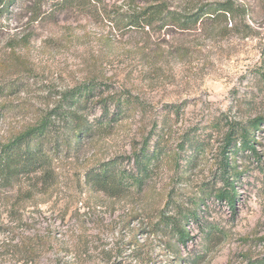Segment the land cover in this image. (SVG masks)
Returning <instances> with one entry per match:
<instances>
[{
  "label": "rangeland",
  "instance_id": "374dc122",
  "mask_svg": "<svg viewBox=\"0 0 264 264\" xmlns=\"http://www.w3.org/2000/svg\"><path fill=\"white\" fill-rule=\"evenodd\" d=\"M33 1L25 0L21 19L7 17L0 24V59L7 62L0 84L18 87L0 101V141L31 126L63 93L87 81L95 84L96 97L130 95L135 104L110 106L109 130L60 155L52 185L28 191L15 215L3 212L1 221L14 225L13 243L35 236L47 243L35 249L31 262L12 257L14 249L7 246L0 264H111L100 252L121 235L126 241L135 229L140 243L149 240L153 256L170 261L176 255L164 253L162 243L172 247L173 238L166 230H151L163 211L169 217L193 214L186 226L191 240L178 246L177 264L263 259L264 123L255 134L260 160L248 159L250 154L241 150L233 153L232 166L241 173L234 211L216 201L213 191L222 186L217 176L222 134L231 124L243 129L255 117L264 121V0H201L233 2L242 14L230 22L147 35L110 32L107 24L66 14L55 25L35 21L29 26ZM198 1L171 0L169 5L184 13L201 5ZM49 5L43 1L40 13ZM26 33L31 34L28 44L20 41ZM86 113L90 123L101 117L99 108ZM162 126L168 128V144L138 194L110 198L85 186L86 171L99 163L119 158L129 168L142 144L152 148ZM180 142H186L183 149ZM30 185L24 182L19 189ZM16 195L3 194L9 202ZM127 211L132 216L124 219ZM9 239L1 234L0 244ZM124 260L116 264H138L128 256Z\"/></svg>",
  "mask_w": 264,
  "mask_h": 264
},
{
  "label": "trees",
  "instance_id": "16d2710c",
  "mask_svg": "<svg viewBox=\"0 0 264 264\" xmlns=\"http://www.w3.org/2000/svg\"><path fill=\"white\" fill-rule=\"evenodd\" d=\"M43 1L50 2L51 8L40 13ZM169 2L171 0H34L29 8L31 13L27 24L30 26L38 21L41 24L55 25L57 17L66 14L70 18L107 24L110 32L147 35L155 32L162 34L163 30L165 34L169 29L185 31L191 26L204 25L206 22L212 24L221 21L230 22L231 19L234 20L236 16L242 14V9L230 1L204 3L200 0L198 2H201V5L184 13L171 10ZM25 5V0H0V24L7 17L13 16L15 21L21 19L22 12L26 11ZM1 28L0 25V31ZM29 36L30 33L22 34L20 41L28 44ZM10 53L14 56L12 50ZM6 56L9 57L8 54ZM5 61L6 59H0V71L7 68ZM18 64L22 67L21 63ZM95 88L93 82L87 81L69 89L59 97L51 110L36 119L31 126L9 133L6 139L0 141V235L5 232L10 235L7 242L0 244V253L9 246L14 249L12 257L20 256L26 262L33 260L35 249L44 246L47 241L44 242L35 236L20 237L19 241L13 243L14 225L3 223L1 215L3 212L10 217L15 215L18 206L27 200L30 194L28 191L37 188L46 190L52 185L55 174L54 163L60 155L77 151L83 139L102 135L101 133L109 130L110 106L116 105L119 109L121 104L126 105V108L135 104L134 98L130 95L126 96V99L109 95L96 97ZM17 89V84L14 83L0 84V101L12 95ZM96 108L101 110V117L90 123L86 112L88 109ZM263 123L262 119L255 117L248 122V128L236 129L231 124L222 134V144L218 150L219 165H217V176L222 186L213 191V196L216 201L225 202L232 211L235 209L237 198L235 180L241 174L232 166L233 153L241 150L250 154L248 159L260 160L256 150L255 134ZM166 130L168 128L165 126L161 127V132L156 136L152 148H148L146 142L142 144L140 150L134 153L133 164L129 168L126 169L119 158H114L88 169L84 177L85 186L110 198H121L128 192L138 194L145 186V178L156 166L162 149L168 144ZM179 144L183 149L186 142ZM191 148L194 151V147ZM24 182H30L29 190L19 189ZM6 190L15 191L17 194L12 202L3 196ZM200 192V195H203L204 190ZM167 214L163 211L151 230L152 233H162L166 230L167 234L171 235L172 247L162 243L163 252L175 254L178 258V246H184L188 240H191L186 226L193 214L190 211L174 213L172 217ZM131 216L132 213L127 211L124 219ZM137 231L138 229H135L134 234L126 241L121 235L111 247L100 252L101 257L111 264L124 263L125 256L138 264H177L176 258L168 261L153 256L149 240L140 243L135 234ZM80 241L83 242L82 239ZM80 248L84 249L85 243H82ZM205 257L201 258L202 262ZM240 264H264V258L257 261H243Z\"/></svg>",
  "mask_w": 264,
  "mask_h": 264
}]
</instances>
